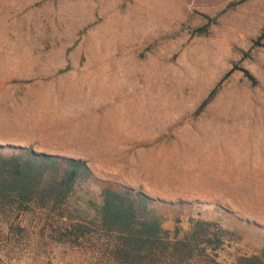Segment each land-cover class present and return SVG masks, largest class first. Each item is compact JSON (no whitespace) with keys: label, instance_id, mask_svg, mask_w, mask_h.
<instances>
[{"label":"rangeland","instance_id":"1","mask_svg":"<svg viewBox=\"0 0 264 264\" xmlns=\"http://www.w3.org/2000/svg\"><path fill=\"white\" fill-rule=\"evenodd\" d=\"M206 27L205 35L195 29ZM0 143L81 158L264 249V0H0ZM0 219V264H110Z\"/></svg>","mask_w":264,"mask_h":264},{"label":"trees","instance_id":"2","mask_svg":"<svg viewBox=\"0 0 264 264\" xmlns=\"http://www.w3.org/2000/svg\"><path fill=\"white\" fill-rule=\"evenodd\" d=\"M194 31L205 35L207 28ZM184 204L100 178L81 158L0 143V219L21 237L25 227L14 221L32 215L53 242L110 264H223L230 229L200 218L185 229L180 217L174 229L165 226L163 210ZM229 254L230 264H264V249Z\"/></svg>","mask_w":264,"mask_h":264}]
</instances>
